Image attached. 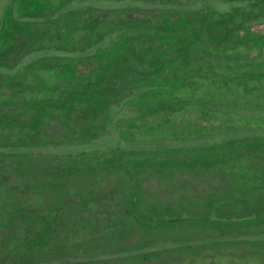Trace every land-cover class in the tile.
I'll list each match as a JSON object with an SVG mask.
<instances>
[{"label":"rangeland","instance_id":"374dc122","mask_svg":"<svg viewBox=\"0 0 264 264\" xmlns=\"http://www.w3.org/2000/svg\"><path fill=\"white\" fill-rule=\"evenodd\" d=\"M0 264H264V0H0Z\"/></svg>","mask_w":264,"mask_h":264}]
</instances>
